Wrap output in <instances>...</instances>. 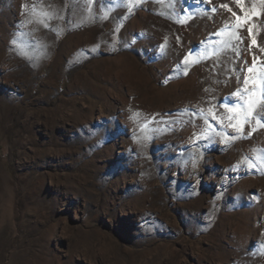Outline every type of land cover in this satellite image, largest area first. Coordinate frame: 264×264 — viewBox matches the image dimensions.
Returning <instances> with one entry per match:
<instances>
[{
  "label": "rangeland",
  "instance_id": "1",
  "mask_svg": "<svg viewBox=\"0 0 264 264\" xmlns=\"http://www.w3.org/2000/svg\"><path fill=\"white\" fill-rule=\"evenodd\" d=\"M243 4L0 0V264H264Z\"/></svg>",
  "mask_w": 264,
  "mask_h": 264
},
{
  "label": "snow or ice",
  "instance_id": "2",
  "mask_svg": "<svg viewBox=\"0 0 264 264\" xmlns=\"http://www.w3.org/2000/svg\"><path fill=\"white\" fill-rule=\"evenodd\" d=\"M235 3L240 7L241 11H244V13H245L244 14V17L241 18L240 16L237 15L236 12H232V15L236 17L237 25L239 26V25H242V24H247L248 23V20H249V14L244 9L243 0H235ZM261 3L264 4V0H261ZM222 7L227 8L230 12L232 11V9L229 8V6L227 4L222 5ZM214 10L215 9H213V11ZM252 12L255 13V8L252 9ZM248 32H249V35L252 36V42H251L250 47L251 46H255L257 42H256V39H255V36L252 35V32H253L252 27H249L248 28ZM233 35H235V34H233ZM236 38L239 39V37H236ZM261 51H264V49H261ZM187 59L188 58L186 57L185 58V62H187ZM255 64H256V59L254 57V59H253V67H249L248 68V72L249 73H253ZM262 79H264V76H262ZM245 83H248V80H246ZM253 83H254V81H253ZM262 100H264V93H262L261 98H258V99H252V98H250L249 99L248 106H247L245 112L243 113V117H244V121L245 122L248 121V119L250 117H252L253 110L256 108V106L258 104H261ZM259 122L260 121L258 120L257 123H259ZM262 126H264V125H262ZM241 127H242V125L236 126V130L239 132L241 130ZM250 166H252V165H250Z\"/></svg>",
  "mask_w": 264,
  "mask_h": 264
}]
</instances>
